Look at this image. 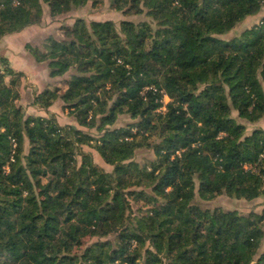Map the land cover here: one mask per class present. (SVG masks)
I'll return each mask as SVG.
<instances>
[{
    "label": "trees",
    "instance_id": "16d2710c",
    "mask_svg": "<svg viewBox=\"0 0 264 264\" xmlns=\"http://www.w3.org/2000/svg\"><path fill=\"white\" fill-rule=\"evenodd\" d=\"M89 1L0 0V39ZM108 2L148 20L78 18L25 45L63 79L32 104L76 127L26 116L0 57V264H264V213L202 205L264 198V131L238 122L264 117V17L224 38L264 0Z\"/></svg>",
    "mask_w": 264,
    "mask_h": 264
},
{
    "label": "rangeland",
    "instance_id": "374dc122",
    "mask_svg": "<svg viewBox=\"0 0 264 264\" xmlns=\"http://www.w3.org/2000/svg\"><path fill=\"white\" fill-rule=\"evenodd\" d=\"M264 9V8H263ZM43 10L47 11L46 7L43 6ZM262 12L258 14L259 19L262 17ZM256 16V15H255ZM81 18L86 23H89L91 21H112L116 27H118L120 21L122 20H128L133 22H139L143 20H148L144 16H125L121 12L113 11L109 7L108 0H103L102 4H100L97 7H93L91 2L89 1L84 7L73 9L69 11V13L65 15H61L55 18H50L47 13L45 12L44 16L42 17V21L39 25H34L28 28H25L22 30L21 33L17 34L16 36H13L11 40H7L4 43L0 42V52H3V49H5L4 45L8 43V45L12 46L11 44H14L15 47H21L25 42H29L33 46H39L41 44V41L48 35H58L59 34V27L63 25H72L75 19ZM258 20V19H257ZM238 29H240L242 26H236ZM235 27V28H236ZM238 36V35H237ZM224 38H231L224 35ZM2 41V39H1ZM13 42V43H12ZM46 66L45 64H40L35 67H31L28 71H26V75L22 76L20 79L19 86L28 85L30 81L35 80L36 78L42 79L46 76ZM34 78V79H33ZM43 78V79H44ZM47 82L46 79L43 80V82ZM51 86H54L52 84ZM61 87V86H60ZM169 101L168 98H164V103H167ZM52 110L54 111L57 123L61 126H66L68 124L74 125L76 127L75 121L72 120V117L68 116L66 112L62 109L61 102H56L51 106ZM233 115V113H232ZM129 118L127 116H121L118 118V121L116 123V126H122L125 125L127 122H129ZM82 131L92 133L94 134L93 130H88L81 128ZM82 151L84 153H89L91 155V158L95 164H97L102 170L106 172H111L112 168L110 166L105 165L97 156V154L91 150L88 147H82ZM153 152L152 150L148 149H140L136 151L135 156L133 158L134 161L139 163H148L149 161L153 160ZM259 202L260 201H251V202H244L242 200H233L230 198H227L226 196L218 197L217 199L211 201V202H205L202 203L204 208L206 209H214V208H221L223 210H237L242 214L251 213L255 211L257 208H259ZM132 209L135 212L137 209V206L134 205L133 202H131ZM95 241V238H90L85 240L84 245H88ZM264 249V239L262 241V245L260 248V251Z\"/></svg>",
    "mask_w": 264,
    "mask_h": 264
},
{
    "label": "crops",
    "instance_id": "0c3cea01",
    "mask_svg": "<svg viewBox=\"0 0 264 264\" xmlns=\"http://www.w3.org/2000/svg\"><path fill=\"white\" fill-rule=\"evenodd\" d=\"M261 12L263 14L260 19L258 15L247 17L245 20H243L240 24L237 25V26H242L240 29L236 27L231 32L227 33L226 36L230 37L231 35V38L236 37L237 35H240L244 29L257 24L264 17V9ZM21 32L22 31L18 33L6 35L1 38L2 41L0 39V42L4 43L7 40L13 41L14 40L12 39L13 36H16L17 34ZM28 43L29 42H25L23 46L21 47V49L19 47H15L14 44H11L12 46H10L7 43L6 45H4L5 49H3V52L2 53L0 52V57H3L7 61L9 68L12 69L16 73H21L22 76L23 75L25 76L26 75L25 72L31 69V67L33 68L37 65H40V64H37L33 60V58L30 56V54L26 51L25 45ZM45 74H46L45 75L46 77L45 78L43 77V78L46 79L47 82L45 81L43 82L44 79L43 78L41 79L40 76L39 78H36V75H35V80H33V83L32 81H30L28 85L21 86V88L19 86L20 101H21L20 105L24 108L26 116L48 117L50 115H53L54 118H56L54 111L51 109L52 107H49L47 110H45V109L40 108L37 105L32 104L33 97L36 94L41 93L45 88L52 87L51 86L52 84H54V86H57V87L61 86V81L63 80L62 78H50L48 76V70H46ZM263 92H264V85H263ZM61 106H62V103H61ZM233 117H236L235 114H233ZM238 122L241 123L242 125H245L247 133H250L251 131L255 129L264 131V117H262L261 120L255 123H249L243 120H238ZM68 125H71V124H68ZM71 126L74 127V125H71ZM255 200L260 201V202H259V208L253 211V213H256V214L264 213V198H258ZM255 200H252V201H255ZM248 202H251V201H248ZM262 229L264 231V223L262 225Z\"/></svg>",
    "mask_w": 264,
    "mask_h": 264
},
{
    "label": "built area",
    "instance_id": "2783aa9c",
    "mask_svg": "<svg viewBox=\"0 0 264 264\" xmlns=\"http://www.w3.org/2000/svg\"><path fill=\"white\" fill-rule=\"evenodd\" d=\"M3 74V70H2V68L0 67V75H2Z\"/></svg>",
    "mask_w": 264,
    "mask_h": 264
}]
</instances>
